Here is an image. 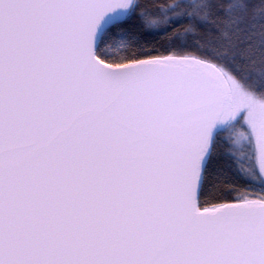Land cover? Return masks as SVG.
<instances>
[{
    "label": "snow or ice",
    "instance_id": "6c2138e0",
    "mask_svg": "<svg viewBox=\"0 0 264 264\" xmlns=\"http://www.w3.org/2000/svg\"><path fill=\"white\" fill-rule=\"evenodd\" d=\"M0 264H264V0H0Z\"/></svg>",
    "mask_w": 264,
    "mask_h": 264
},
{
    "label": "trees",
    "instance_id": "16d2710c",
    "mask_svg": "<svg viewBox=\"0 0 264 264\" xmlns=\"http://www.w3.org/2000/svg\"><path fill=\"white\" fill-rule=\"evenodd\" d=\"M222 136L226 135V133H221ZM208 201V197L204 196L201 198V207H211V204L207 202Z\"/></svg>",
    "mask_w": 264,
    "mask_h": 264
}]
</instances>
